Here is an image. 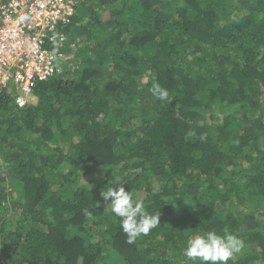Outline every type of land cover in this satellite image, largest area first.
<instances>
[{
    "label": "trees",
    "instance_id": "obj_1",
    "mask_svg": "<svg viewBox=\"0 0 264 264\" xmlns=\"http://www.w3.org/2000/svg\"><path fill=\"white\" fill-rule=\"evenodd\" d=\"M57 31L71 63L0 94V264H200L225 228L264 264V0H77ZM110 182L160 226L129 243Z\"/></svg>",
    "mask_w": 264,
    "mask_h": 264
},
{
    "label": "built area",
    "instance_id": "obj_2",
    "mask_svg": "<svg viewBox=\"0 0 264 264\" xmlns=\"http://www.w3.org/2000/svg\"><path fill=\"white\" fill-rule=\"evenodd\" d=\"M76 0H0V94L25 106L33 85L60 71L71 56L54 48L64 40L57 27L74 13Z\"/></svg>",
    "mask_w": 264,
    "mask_h": 264
},
{
    "label": "clouds",
    "instance_id": "obj_3",
    "mask_svg": "<svg viewBox=\"0 0 264 264\" xmlns=\"http://www.w3.org/2000/svg\"><path fill=\"white\" fill-rule=\"evenodd\" d=\"M69 55L71 56L70 61H72L73 54ZM152 93L162 102H166L169 98L168 90L159 84L153 85ZM100 196L104 201L110 199L108 204L111 205V211L121 218L120 226L126 233L129 243L135 242L141 236L148 235L151 230L160 226L159 212L156 210L155 214L149 213L145 209L144 201L134 199L131 192L126 191L123 186L114 189L110 182L105 186V190L100 192ZM243 248L244 240L225 228L222 235L215 231L193 235L187 240L183 253L189 260L194 262L199 260L200 264H228V261L235 254L240 253Z\"/></svg>",
    "mask_w": 264,
    "mask_h": 264
},
{
    "label": "rangeland",
    "instance_id": "obj_4",
    "mask_svg": "<svg viewBox=\"0 0 264 264\" xmlns=\"http://www.w3.org/2000/svg\"><path fill=\"white\" fill-rule=\"evenodd\" d=\"M55 61H59V62H61V60H59V59H55ZM34 99H35V97H34Z\"/></svg>",
    "mask_w": 264,
    "mask_h": 264
}]
</instances>
